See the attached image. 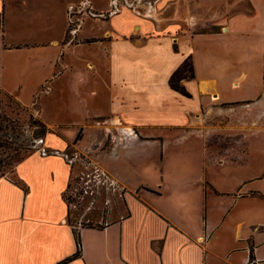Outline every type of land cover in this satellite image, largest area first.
I'll use <instances>...</instances> for the list:
<instances>
[{
    "label": "crops",
    "instance_id": "0c3cea01",
    "mask_svg": "<svg viewBox=\"0 0 264 264\" xmlns=\"http://www.w3.org/2000/svg\"><path fill=\"white\" fill-rule=\"evenodd\" d=\"M37 1L25 7L19 0H0V89L37 111L49 131L59 128L71 135L93 118H109L124 133H129L126 127L181 130L209 118L213 110L239 105H253L257 117L264 118V0H76L107 14L81 15L71 32L77 42L65 40L67 7L73 1ZM58 16L62 25L56 37L9 38L12 24L33 21L45 27L56 24ZM188 56L193 78L182 83L189 98L168 85ZM43 141L41 148L66 147L64 141ZM254 148L263 150L264 143L255 142ZM37 155L25 159L49 158L65 175L53 190L61 211L47 224L45 212L37 208L42 193L35 186L44 184V177L27 178L18 171L19 163L16 172L28 185L0 176V264H219L207 255L220 257L210 241L130 193L127 213L119 219L100 228L76 226L80 254L64 261L77 250L60 197L69 165L58 156ZM260 168L253 180L264 179ZM116 172L111 175L127 182L132 167L126 165L124 175ZM235 194L244 193L238 188ZM245 194L264 196V188ZM241 238L248 242L241 247L245 255L229 264L264 263L256 235ZM238 249L227 250L226 258Z\"/></svg>",
    "mask_w": 264,
    "mask_h": 264
},
{
    "label": "rangeland",
    "instance_id": "374dc122",
    "mask_svg": "<svg viewBox=\"0 0 264 264\" xmlns=\"http://www.w3.org/2000/svg\"><path fill=\"white\" fill-rule=\"evenodd\" d=\"M71 1L65 40L77 42L80 39L71 32L78 28L81 15L101 14L104 18L107 14L87 2ZM19 2L25 7L40 4L37 0ZM30 23L12 24L9 38L49 40L59 35L62 20L58 16L56 24L45 27L44 23ZM254 111L253 105L233 106L225 111L213 110L209 118L181 130L130 128L129 133L109 118H93L85 130L75 128L67 135L59 128L48 131L37 111L0 89V175L28 185L16 172L19 163L18 171L27 178H45L44 184L35 188L40 187L37 208L45 212L48 224L61 211L53 190L65 175L57 173L49 158L39 163L34 157L19 159L31 154L58 156L69 165L60 197L71 225L100 228L119 219L127 213L126 193H130L140 201L147 200L187 232L210 241L214 253L220 255L208 252L211 259L216 258L219 264L238 263L245 255L241 247L248 244L241 241V236L255 234L260 244L258 254L264 256V229L254 231L264 226V199L245 194L257 186L264 188V179L253 180L260 164L264 168V149L254 148L255 142L264 143V118ZM41 136L52 144L64 141L66 147L56 151L44 146L38 150L43 144L38 139ZM126 165L132 167L127 182L111 175V170L124 175ZM210 182L218 191H212ZM238 188L244 194H235ZM35 195L31 193L32 198ZM233 247L238 251L226 258L227 250Z\"/></svg>",
    "mask_w": 264,
    "mask_h": 264
},
{
    "label": "trees",
    "instance_id": "16d2710c",
    "mask_svg": "<svg viewBox=\"0 0 264 264\" xmlns=\"http://www.w3.org/2000/svg\"><path fill=\"white\" fill-rule=\"evenodd\" d=\"M191 78H193V64H192L191 56H188L183 61V63L180 66H178L177 69L170 75V77L168 79V85L171 89H173V90L177 91L178 93H180L181 95L189 98V97H191V94L187 91V89H186L185 85L182 83V81L187 80V79H191ZM44 132H45V130H43L42 133L44 134ZM43 134H41V135H43ZM38 139H44V137L41 136V137H38ZM25 157H21L19 160L21 161V160L25 159ZM0 168H1V161H0ZM0 176H3V175H0ZM260 197L264 199L263 195H260ZM68 223H69V221H68ZM71 228L73 231L74 241H75V245H76L77 250L72 255V257L66 258L64 261L71 259L75 256H78L80 254L79 233L76 230L75 226L71 225ZM249 252H250L249 257H250V259H252L253 258L252 248H250Z\"/></svg>",
    "mask_w": 264,
    "mask_h": 264
},
{
    "label": "built area",
    "instance_id": "2783aa9c",
    "mask_svg": "<svg viewBox=\"0 0 264 264\" xmlns=\"http://www.w3.org/2000/svg\"><path fill=\"white\" fill-rule=\"evenodd\" d=\"M43 140H44V139H39V142H40V143H43ZM41 149H42V148L39 146V149H38V150H41Z\"/></svg>",
    "mask_w": 264,
    "mask_h": 264
},
{
    "label": "bare ground",
    "instance_id": "6f19581e",
    "mask_svg": "<svg viewBox=\"0 0 264 264\" xmlns=\"http://www.w3.org/2000/svg\"><path fill=\"white\" fill-rule=\"evenodd\" d=\"M128 130H130V128H128Z\"/></svg>",
    "mask_w": 264,
    "mask_h": 264
}]
</instances>
